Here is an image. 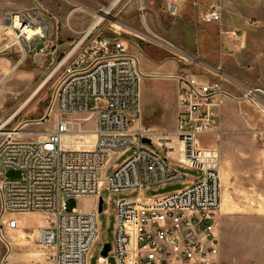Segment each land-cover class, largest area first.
<instances>
[{
  "label": "built area",
  "instance_id": "2783aa9c",
  "mask_svg": "<svg viewBox=\"0 0 264 264\" xmlns=\"http://www.w3.org/2000/svg\"><path fill=\"white\" fill-rule=\"evenodd\" d=\"M223 11L222 2H214L200 21L221 23ZM97 27L69 43L50 74L52 78L60 72L49 107L61 116L54 130L27 138L26 122L10 129L12 118L0 123V231L18 228L14 214L39 213L37 244L44 261L89 264L100 241L99 200L107 190L112 195H135L116 202L110 251L116 264H218L221 156L199 139L210 135L220 139L224 134L222 108L232 95L221 67H207L196 58L193 63L204 73L183 70L173 76L179 82L176 125L146 128L138 59L123 41ZM0 31L10 34L0 45V56L14 49L19 54L10 72L0 75V89L29 57L55 55L60 48L52 18L39 8L5 10ZM231 34L239 37L238 32ZM260 95L264 96L261 89H244V98L264 113ZM90 98L96 102L92 109ZM92 117L95 126L88 129ZM256 133L264 140V128ZM129 147L135 153L114 168V156ZM173 165L195 169L200 176L183 190L147 197L148 190L187 181ZM9 170L20 176L8 178ZM81 198L94 199L91 209H68L70 199ZM106 260L99 257L100 263Z\"/></svg>",
  "mask_w": 264,
  "mask_h": 264
},
{
  "label": "rangeland",
  "instance_id": "374dc122",
  "mask_svg": "<svg viewBox=\"0 0 264 264\" xmlns=\"http://www.w3.org/2000/svg\"><path fill=\"white\" fill-rule=\"evenodd\" d=\"M0 0V11L4 9L20 10L39 8L48 14L55 28V38L60 48L54 56H44L37 61L24 65L19 72L26 75L23 79L10 78L0 89V123L12 118L7 128L18 127L23 122V131L27 138L34 133L43 134L55 129L61 116L52 107L51 95L58 72L52 78L50 74L59 63L69 43L77 41L98 20L106 10L109 13L97 24L103 34L109 35L115 31L122 32L120 28L129 29L126 36L132 46L130 52L138 59L139 70L142 75L140 85L142 124L146 128L174 127L178 113L176 85L171 81L154 77L148 72H142L146 63L165 72V67L170 60L185 66L193 73L203 72V67L193 61L200 58L195 45L191 43L192 36L187 34L188 29L179 26L178 22L163 17L162 23L169 32L153 34L143 25L139 11L125 14V9L134 0ZM139 2L140 0H135ZM155 20V24H156ZM211 30L217 31L216 28ZM157 52H161L169 60L157 61ZM141 57H137L136 54ZM218 55V54H217ZM216 56V53L214 54ZM213 59L214 67H220L219 62ZM202 62V60H201ZM161 64V65H160ZM209 67V66H208ZM168 83V86L165 85ZM166 86V87H165ZM12 87V88H10ZM15 88V90H14ZM40 88V90H39ZM247 87H243L246 89ZM13 90V91H12ZM159 95L156 96V92ZM33 99L19 113L16 112L32 96ZM238 95L244 97V90ZM260 104L264 103V96L260 95ZM228 99H230L228 101ZM222 108V129L224 134L220 139L210 136L200 137L203 146H212L220 151L221 156V205L217 214V232L219 235L221 252L219 264H264V140L256 132L264 128V113L253 100L238 99L233 96L234 102L228 98ZM96 105L94 98H90L89 107ZM262 106V105H261ZM16 115V116H14ZM44 117L45 120L40 121ZM95 120L92 117L87 123L88 129L94 128ZM136 149L129 147L113 158V167L125 163ZM182 172L186 180L168 186L148 190L147 197L162 196L185 189L200 176V172L173 165ZM8 178H17L19 171L9 170ZM104 209L99 215L100 241L90 254L89 262L98 263L102 248L105 243H112L116 221V202L120 199L130 198L135 195L115 194L105 190L102 193ZM94 203L92 198L70 199L68 209L88 211ZM2 204L0 198V219ZM10 216V214H7ZM39 217L35 218L38 222ZM6 251L0 231V264ZM110 264H116V259L111 252Z\"/></svg>",
  "mask_w": 264,
  "mask_h": 264
},
{
  "label": "crops",
  "instance_id": "0c3cea01",
  "mask_svg": "<svg viewBox=\"0 0 264 264\" xmlns=\"http://www.w3.org/2000/svg\"><path fill=\"white\" fill-rule=\"evenodd\" d=\"M217 1H221L224 6L221 23H202L200 15L207 11L212 3ZM5 10L11 9L0 11V21ZM125 10V14L136 13L138 10L139 12H137L141 15V18L145 20L143 25L155 35L161 34L162 31L169 32L161 22L163 17L175 20L179 26L188 29L186 32L192 36L191 43L195 45L204 65L210 68L214 67L213 61L217 60V56H219L218 62L225 75L224 85L232 95L230 98L233 102L235 100L233 96H237L239 101L245 100L242 95H238L243 92V87L264 91V0H140L139 2L134 0ZM252 21H259L260 23L252 24ZM120 28L124 33L115 31V33L107 36L123 41L128 48V52L133 55L130 52L131 41L122 35L127 34L126 32H129V29L126 26L124 28L120 26ZM212 28H216L217 31L211 30ZM231 32H238L239 37L233 36ZM9 37V33L0 31V45ZM215 53L216 56H214ZM47 55L50 56L49 54L31 56L24 65L29 66L30 62L37 61ZM136 55L139 59L142 57V54L141 57L138 53ZM18 57L19 54L16 49L0 56V75L10 72ZM167 60L169 58H165L161 52H157V61L165 62ZM20 68L12 73L15 74L13 78L23 79L26 77L24 73L19 72L22 71ZM165 69V72H160L147 62L142 72H148L154 77L171 81L172 79L169 78H173L180 71L188 70L185 66L181 67L173 59L166 65ZM171 82L174 83V86L176 85L175 92L179 112V82L177 80ZM165 85L168 86V83H165ZM158 95L159 91L156 92V96ZM176 119L177 116L173 119L175 125ZM12 217L18 220V228L16 230L3 228L1 231L3 242L6 245L1 264H53L44 261L42 249L37 244L38 228L42 223V215L39 213H20L14 214ZM36 217L40 218L38 222L35 221ZM89 264H92V262H89ZM97 264L110 263L108 258L104 263H100L98 258Z\"/></svg>",
  "mask_w": 264,
  "mask_h": 264
},
{
  "label": "water",
  "instance_id": "95a60500",
  "mask_svg": "<svg viewBox=\"0 0 264 264\" xmlns=\"http://www.w3.org/2000/svg\"><path fill=\"white\" fill-rule=\"evenodd\" d=\"M143 141L146 143H150V141L148 139H143ZM103 209H104V199L101 197L99 200V213H102ZM111 249H112V244L111 243H105V245L101 251V255L105 258H108Z\"/></svg>",
  "mask_w": 264,
  "mask_h": 264
},
{
  "label": "bare ground",
  "instance_id": "6f19581e",
  "mask_svg": "<svg viewBox=\"0 0 264 264\" xmlns=\"http://www.w3.org/2000/svg\"><path fill=\"white\" fill-rule=\"evenodd\" d=\"M117 1H118V0H115L114 3H113V5H115V3H117ZM108 13H109V10H106L104 13H102V14L99 16L98 20L96 21V23H95L93 26L97 25V24L103 19V17H105ZM39 90H40V88H39ZM33 97H34V96H33Z\"/></svg>",
  "mask_w": 264,
  "mask_h": 264
}]
</instances>
